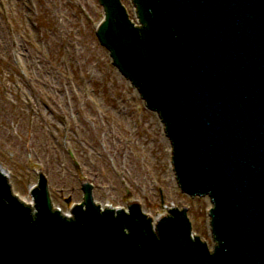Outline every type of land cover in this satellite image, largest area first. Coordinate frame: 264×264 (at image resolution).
<instances>
[{
    "label": "water",
    "instance_id": "water-1",
    "mask_svg": "<svg viewBox=\"0 0 264 264\" xmlns=\"http://www.w3.org/2000/svg\"><path fill=\"white\" fill-rule=\"evenodd\" d=\"M97 1L99 45L159 118L177 188L208 200L212 245L187 208H101L86 182L64 214L41 171L27 205L0 167V264H264V0H129L137 24Z\"/></svg>",
    "mask_w": 264,
    "mask_h": 264
},
{
    "label": "rangeland",
    "instance_id": "rangeland-1",
    "mask_svg": "<svg viewBox=\"0 0 264 264\" xmlns=\"http://www.w3.org/2000/svg\"><path fill=\"white\" fill-rule=\"evenodd\" d=\"M102 17L97 0H0V167L30 201L41 171L65 214L85 182L101 208L138 203L153 219L187 208L191 232L211 246L208 200L177 188L159 118L99 45Z\"/></svg>",
    "mask_w": 264,
    "mask_h": 264
},
{
    "label": "bare ground",
    "instance_id": "bare-ground-1",
    "mask_svg": "<svg viewBox=\"0 0 264 264\" xmlns=\"http://www.w3.org/2000/svg\"><path fill=\"white\" fill-rule=\"evenodd\" d=\"M20 200L24 201L27 205H32L30 200H27L26 198H21L19 196Z\"/></svg>",
    "mask_w": 264,
    "mask_h": 264
},
{
    "label": "flooded vegetation",
    "instance_id": "flooded-vegetation-1",
    "mask_svg": "<svg viewBox=\"0 0 264 264\" xmlns=\"http://www.w3.org/2000/svg\"><path fill=\"white\" fill-rule=\"evenodd\" d=\"M67 150H69V149H67Z\"/></svg>",
    "mask_w": 264,
    "mask_h": 264
}]
</instances>
